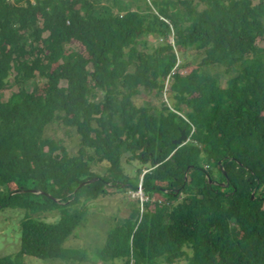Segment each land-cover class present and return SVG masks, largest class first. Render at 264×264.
I'll list each match as a JSON object with an SVG mask.
<instances>
[{
	"label": "trees",
	"instance_id": "trees-1",
	"mask_svg": "<svg viewBox=\"0 0 264 264\" xmlns=\"http://www.w3.org/2000/svg\"><path fill=\"white\" fill-rule=\"evenodd\" d=\"M107 186L146 200L107 231L105 264H264V0H0V210L25 213L0 264L66 256L74 204Z\"/></svg>",
	"mask_w": 264,
	"mask_h": 264
},
{
	"label": "rangeland",
	"instance_id": "rangeland-1",
	"mask_svg": "<svg viewBox=\"0 0 264 264\" xmlns=\"http://www.w3.org/2000/svg\"><path fill=\"white\" fill-rule=\"evenodd\" d=\"M147 39L148 44L153 46L162 42V39H157L153 36H149ZM258 44L262 45V40H259ZM65 48L73 51L83 50V47L77 41L65 44ZM193 53L195 52L187 53L190 60H192V56L189 55ZM35 80L36 79H33L34 82ZM31 83L33 84V82ZM61 85H64V81ZM12 89H14V87L5 90V98L10 94ZM29 89H31V87H29ZM101 95L100 93L99 97H101ZM137 98V101L140 103L144 100H150L151 104L160 105V102L166 101L169 105L165 92L157 97H152V99L151 97H146V95H138ZM46 133L49 136L59 139L70 153H76L79 147V140L73 129L66 127L62 123H54L49 126ZM137 165V162H133L131 164H125L124 167L127 173L132 174ZM97 168L99 167L97 166ZM106 192L108 194L90 198L89 200H85V195H82L79 202L74 204V208H84V215L83 219H81L82 221L76 226L74 233L64 242V246L68 248V251L65 253L66 256L53 259H39L30 255H25L23 257L24 264H105V262L97 258L95 252L105 245L107 231L113 228L120 220L122 221L130 215L131 208L129 204L132 201L140 199V205L142 206L143 202L146 200L142 196L140 188L137 191L127 190L125 195H120L116 189L107 186ZM252 195L254 197L253 193L251 196ZM151 203L150 207L153 208V202ZM28 215L29 217H35L49 222L55 221L56 218L58 219L60 213L57 209H49L41 213L28 212ZM24 217L25 213L12 208L0 210V256L13 255L19 250L21 240L20 222ZM73 252L86 257L83 258V260L73 259L71 256L69 257ZM110 264L122 263L114 260L113 262L111 261Z\"/></svg>",
	"mask_w": 264,
	"mask_h": 264
},
{
	"label": "water",
	"instance_id": "water-1",
	"mask_svg": "<svg viewBox=\"0 0 264 264\" xmlns=\"http://www.w3.org/2000/svg\"><path fill=\"white\" fill-rule=\"evenodd\" d=\"M187 140H188V136L184 133V131H182V132H181V135H180L177 139H175V140L173 141V143H174V144H183V143H185ZM93 180H96V179L94 178V179H90V180H87V181H83V182H81V183L78 185V187H81V186H83V185H85V184H88V183L92 182ZM140 189H141V187H140ZM252 197H253V195H252Z\"/></svg>",
	"mask_w": 264,
	"mask_h": 264
}]
</instances>
